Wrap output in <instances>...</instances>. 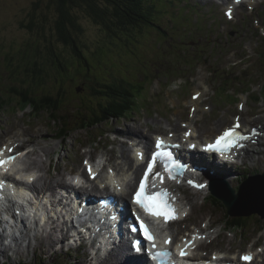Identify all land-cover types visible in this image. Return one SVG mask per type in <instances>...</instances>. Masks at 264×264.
Masks as SVG:
<instances>
[{
	"label": "rangeland",
	"instance_id": "374dc122",
	"mask_svg": "<svg viewBox=\"0 0 264 264\" xmlns=\"http://www.w3.org/2000/svg\"><path fill=\"white\" fill-rule=\"evenodd\" d=\"M56 4L57 0H0V91L5 95L1 99L5 101V105L0 108V145L14 133L27 129L20 143L24 144L32 139L30 141V149L34 150L32 157L35 156L34 158H38L37 161L42 163L39 173L49 171L47 167L51 161L48 156L53 158L49 173L51 177H61L62 175L58 173L67 172L70 168L78 166L83 167L81 165L83 157L105 154L116 147L114 138H122L113 132L123 131L124 139L127 134L128 137L134 136L128 132L129 127H138L152 137L154 133H162L157 132L159 130L168 132L173 129L183 132L182 130H185L183 123L192 121L191 124L200 132L197 122L204 119L206 123L203 122V132L214 130L216 123L220 124V127L223 121H228L235 115L233 112L236 110L234 107L236 99L231 93L235 94L234 90L243 85L248 87L251 85L250 87L254 89L251 97L247 94L240 97L241 101L246 97L248 103L243 118L247 117L245 120L248 121L264 116L262 113L264 101L254 102L252 98L264 85V53L260 57L264 51V44L262 42L260 45L257 44V41L262 39L253 22L254 17L258 15L263 21L261 25L264 23V2L257 4L254 14L248 11L249 5L246 6L247 10L245 8L239 10L237 24H240L235 26L226 23L228 18L225 7L224 9L221 7V0H153L154 6L151 8L156 10L153 16L155 23L146 26L143 32L131 39L129 35H121L122 31H119L117 36L106 33L82 8L75 7L72 11L82 28L78 38L82 50L90 60L89 68L80 67L77 58H73L72 62L70 51H66L56 39L53 27L58 14ZM30 21H33V27L29 30L27 27ZM201 26L205 29L199 28ZM221 27L226 29L218 30ZM98 50L99 54L94 55L93 53ZM184 50L188 53L187 57L181 55ZM63 51L67 52V56L61 59L67 65L61 67L54 62V54L57 52L61 54ZM189 60L195 61L192 62L195 65L189 64ZM223 77L229 80L228 85L225 83L223 86L232 87L228 91L230 97L219 94L221 91L225 92L224 88L218 87L222 85ZM252 80L254 81L251 84ZM131 82L142 87L146 84V90L142 91L141 98L137 99V109L132 117L125 120H108L88 129L80 126L81 122H88L93 113L102 116L103 110L109 105L120 103L123 96L131 92ZM12 86L20 89L19 97L20 93L29 94L30 91L36 90L40 96L43 95L42 92H48V95H55L59 100H64L63 95L66 93L64 105L66 113L71 115L72 120L80 118L83 114L76 113L79 97L89 104L93 113L89 115V119L85 117L84 120L74 121L78 124V129L73 131L64 143L63 139L54 138L59 127H56L58 123L50 121L49 112L42 111L35 115L30 111L31 108L20 107L16 98L7 97L12 91ZM196 89L206 92L204 96L206 102L204 110L192 118L186 102ZM98 90H106L107 94L98 95ZM218 95L221 98H218ZM210 101L214 102V106ZM228 102H231L232 106L227 107ZM258 107L261 108L259 111ZM262 121L264 120L257 122ZM117 144L126 146L118 141ZM82 146L87 147L82 149ZM47 150L50 155H47ZM25 156L27 161L24 160L23 164L29 166L27 164L29 158ZM112 156L117 158L121 157V154L113 152ZM245 160H255V163L250 164L248 170L241 171L244 170L245 165L242 162ZM237 165L242 167H228L235 176L229 178L227 182L235 187L244 180L240 181L242 175L264 173V152L258 156L255 154L252 158L240 159ZM38 169L37 167L36 170ZM208 193L193 194L191 201L196 202H191V215L188 217V223H185L190 228L195 226L203 228L205 223L213 222L211 212L215 214L214 219L217 216L220 218L219 228L225 227L222 221L225 218L224 210L221 206L215 208L210 201L200 204L202 202L199 201L207 198ZM187 195L192 196L190 193ZM198 215L202 217L199 221ZM260 225L263 229L252 225L242 232L243 235L236 228L232 231H223L216 245L225 248L231 244L244 246L245 242L256 236L259 231L261 233L257 239L262 236L261 240L264 242V220ZM209 228L206 225V230ZM210 231L213 233L212 237L218 232L211 228ZM208 241L211 242L208 239L205 243ZM57 243L54 247L55 253L51 255L44 253L40 255V245L35 244L29 248L23 247L21 254L8 252V255L12 256L8 263L87 264L88 258L84 257L83 249L72 250L69 253L67 247L60 248V243ZM85 251L87 254V249ZM235 251L230 250L231 253ZM76 254L79 256H75Z\"/></svg>",
	"mask_w": 264,
	"mask_h": 264
},
{
	"label": "trees",
	"instance_id": "16d2710c",
	"mask_svg": "<svg viewBox=\"0 0 264 264\" xmlns=\"http://www.w3.org/2000/svg\"><path fill=\"white\" fill-rule=\"evenodd\" d=\"M153 6V0H57L56 7L58 14L53 24L56 39L61 44V46L65 48L66 51H70V55H72V62L73 58H77L80 67L89 68L90 60L87 54L82 50V44L80 43V40L78 38V35L81 32L82 28L78 23L76 14L72 11L73 8H82L85 13L89 16V18H91L94 23L101 26L106 33L113 35L115 34L117 36L119 34V31H122L121 35H129L131 39L135 38L136 35L138 36L140 32H143L146 26L148 27L155 23L153 16L156 10L151 8ZM32 27L33 21H30L27 28L30 30ZM99 51L100 50L95 51L93 54L97 55L99 54ZM181 55L182 57H187L188 53L187 51H184ZM66 56L67 52L65 51H63V53L61 54H58L57 52L56 54H54V62L57 65H61V67H64V65L66 66L67 63H65V61L61 59V57L65 58ZM189 61V64L194 65V63L192 62L195 61ZM64 70L65 68L63 69V71ZM79 74L84 75L83 73ZM221 80H223L222 85L225 82H229V80H227V78L225 77L221 78ZM253 81L254 80L251 81V84L253 83ZM131 83V92L128 95L123 96L124 98H122L120 103H112L107 108H105L103 110L104 114L102 116L99 114H94L91 109H82V111L85 112V117H87L88 119L90 118L89 115H91V113H93V116H91L88 122H82L80 126H85L86 129L90 128L88 126H98L99 124L103 123L105 119H108L109 116H115L118 117V119H122L124 115L128 116L135 113L137 109V99L138 97L140 99L142 93L146 90V84L144 87H142V85L136 83L133 84L134 82ZM250 86L251 85H249V87L247 88L248 90L246 91L253 90V88ZM18 90L20 89L16 86H12V91L7 97L16 98V101L18 105H20V107L26 106V108H31L33 110L32 113L35 115H38V112L47 111L49 112V116L51 117V119L65 120V118L68 117L63 116L62 114L66 113L64 105L66 93L63 95L64 100H59L58 96L50 94L48 95V92H42L43 95L40 96L39 92L36 90L30 91L29 94L20 93L19 97ZM226 93V91L223 92L224 95H228V97H230V94ZM97 94L105 95L107 94V91L98 90ZM132 95L134 97H131ZM3 96L5 95L3 93H0V108H3V106L5 105V101L1 100ZM252 98L258 102L264 100V85L262 86L261 91L258 94H254ZM84 118L82 119L84 120ZM77 129V125L71 126L70 122L63 121V126L61 127V136H69L70 133ZM246 177L247 176H245V178ZM212 198L214 197L212 196ZM210 202H212V206H221L225 211L224 214L226 218L235 227L240 229V232H244L247 228L251 227L252 225H255L256 227L261 229L263 228V226L260 225L262 220L257 214H253L251 216L236 217L232 219L229 212H227L226 207H224V203L222 201L213 200ZM55 264L63 263L56 262Z\"/></svg>",
	"mask_w": 264,
	"mask_h": 264
},
{
	"label": "bare ground",
	"instance_id": "6f19581e",
	"mask_svg": "<svg viewBox=\"0 0 264 264\" xmlns=\"http://www.w3.org/2000/svg\"><path fill=\"white\" fill-rule=\"evenodd\" d=\"M263 2H264V0H221V4H222L221 7L223 9L225 7V14H226L227 17L230 16L229 13H231V15L233 17V20L237 21L238 18H239V10H243L244 8L246 9V6L249 5L250 6V9L248 11L251 12V14H254L255 10L257 9V4H260V3H263ZM243 12L245 14L247 13L246 11H243ZM253 22H254L255 26L257 27V29H258L257 30L258 35H260V38L262 39V41H259L258 40L257 41V44L260 45L261 42H262V44H264V23L261 25V23L263 22L262 19H261V17H259L258 15H256V17H254V19H253ZM263 50H264V48H263ZM263 53H264V51L260 54V57L263 55ZM194 92H195L194 98L193 99L190 98L186 102L187 103V106L189 107V115L192 118H194L199 111H203L204 110V107L203 106L205 105V102H206V99L204 98V96L206 95V92L205 91H198L196 89ZM0 93H2V92L0 91ZM217 97L218 98H221L220 95H218ZM65 100H66V97H65ZM73 100H76V98H73ZM78 100H79V104L77 106L76 113L77 112L83 113L80 118L79 117H76L75 120H72L71 115H69L67 113L66 114L64 113L63 116H68V118L70 116V119L68 121H67V118H65V120H63V119H51V117H50V119H51L50 121L51 122H54V123H58L56 127H59L58 129H56V134L54 136L55 139H63L62 140L63 142L64 141H67L70 138L71 133H70L69 136H66V137H65V135L61 136V134H62L61 127L63 126V121L64 122H70L71 123V126L78 125V124H75L74 121L78 122L82 118L85 117V112H82V109H91V107L89 106V104H87L82 97H79ZM246 103H247V98L245 97L242 100V102H241V115H243L244 112L247 110ZM65 111H67V110L65 109ZM258 111H259V109H258ZM235 115H232L233 121L235 119L234 118ZM187 116H188V113H187ZM191 123H193V122L192 121L191 122L190 121H187V122L183 123V126L185 128L184 133L186 132L187 129L192 128V131L191 132H194V134H193L194 136L192 137V139H196V138L199 137V136H197V134H199L200 132ZM88 127H92V126H88ZM86 129H88V128H86ZM262 131H263V133H262L261 136H255L253 139H251L252 141H251L249 147L246 150H244V154L246 156L254 157L255 154L258 156V155H260V154H262L264 152V126L262 128ZM26 132H27V129H25L24 131L23 130H20L17 133H14L12 136L8 137V140L6 142H4V143L6 145H8V148H10L11 146H15L16 145L17 146V149H19L20 146H21L20 141H22V138L25 137ZM128 132L130 134L134 135V137H145V139H147L146 140V143L147 144H150L148 134L142 132L138 127H129L128 128ZM169 132L183 133V132L173 131V129H170L167 134H169ZM161 134L162 133H154L152 137H157L158 135H161ZM180 138L182 139V136H180ZM94 140H95V142H97L96 139H94ZM253 140H255L254 143H253ZM117 141L119 143L126 144V146L125 145L124 146L123 145L120 146L119 144H117ZM114 144L116 145V147L113 148L112 150H110L109 152L103 154V156H102V153H101L99 155H94V156L93 155H90V156L83 157L82 158V161H81V165H83V168H85V161H86V159H88V158H98V159H100V162L95 166V171L101 170L100 172L104 173V175L107 176V175L111 174V172L113 171V168H115L118 171L124 170L125 169V166L127 164L133 162L134 156L130 152L131 149L129 147V144H128L127 140L120 139V138H114ZM86 147L87 146H82V149H85ZM19 151H21V149H19L16 152H19ZM33 152H34V150H32V149H30V150H26L25 149L24 152H23V154H27L28 153L26 155L27 157L26 156L25 157L26 158H29L28 159V163L26 162L29 165L26 168V170L28 172H30V173L37 172L36 178L32 174H26L25 176H22V178H24V180H22V181L26 185H30L31 188H32V190H34L36 192H39V193H44L45 192V193H48L52 197H57V198H55V201L56 202L57 201L58 202H65V196L63 195V193L59 192V188H61L62 186H65L67 184V182H66V175L64 173H58V175H62V176L61 177H51L49 175V173L51 172V166H48L47 167V169L49 171L46 170L45 173H43V172L42 173H39V171L42 169V163L40 161H37L38 158H34L35 156L32 157ZM113 152H120L122 159H120L119 156L117 158L116 157L114 158L112 156V153ZM47 155H50V153L48 152V150H47ZM240 158H241V156H240ZM48 159L51 161V157L50 156H48ZM25 161H27V160H25ZM205 165H208V164H205ZM107 166H109V167H107ZM37 167L39 168L38 170H36ZM207 167H208V169L201 171L205 175L211 174V172H210V170H211L210 166H207ZM224 170L227 172V174L230 173V171L227 168L224 169ZM212 175L219 176L220 173L218 171H216ZM121 176L124 177V178H130V176L133 177V174L130 171V172H127V173H125L124 175H121ZM30 177L32 179H29ZM102 177L103 176L100 175L97 180H99ZM109 177H110V175H109ZM132 177H131V179H132ZM207 187H208V185H206L203 188V190L206 189ZM179 188H180V192H178V193L180 195V200H181V203L182 204L179 205L180 206L179 207L180 208L179 209V216L174 221L175 222H178V224L181 225L182 223H184L185 218L187 217V221H188V217L191 215V213H189V214H187V213H188V210L190 209V204L192 202L191 201V198H193V196L195 195V193H194V195L192 194V196H189V195H187L184 192V190H183L182 187H179ZM167 189L169 191H174V185H173L172 182L167 184ZM203 190H198L196 193H201L202 192V193H205L206 194L207 192L210 191V189L209 190H205V191H203ZM98 191H100L98 189V184L97 183H94L92 189L90 190V193L93 194V193H96ZM174 195L176 196L175 193H174ZM126 200H127V194L121 195L120 202L125 203ZM7 205H8L7 203L4 204L5 207ZM123 206H124V209H125V205H123ZM213 207L216 208V206H213ZM224 207H226L227 212H229V208L225 204V202H224ZM224 213H225V211L223 212V214ZM211 214H212V217H213V222H211V223L209 222L211 228L212 229H219L220 226L218 224H219V219L220 218L217 216L216 219H214L215 218L214 217L215 214L213 212H211ZM231 216L233 218L235 217L233 215H231ZM222 221L225 224V227L224 228L226 229L227 224L225 223L224 220H222ZM195 231H197V230H195ZM195 231H191V229L188 228L186 232H187V235L191 238L192 237L191 234L193 232H195ZM170 232H171V234L173 236L175 235L172 232L171 228H170ZM200 232H202V231H200ZM240 234L243 235L242 232H240ZM184 236H186V234ZM35 237H36V241H37L36 244H35V246L40 245L39 246V248H40V255H42L41 253H44L45 255H51V254H54L55 253L54 247L56 246V244H58L57 242L61 243V242L67 241V240L70 239L71 236H70L69 230L66 229V222H63V223H60L58 225H54L53 228L51 229V231H49V232H45V233H40V232L39 233H35ZM232 237H234V236H232ZM177 238H178V236H177ZM17 242H18V244H17V246H18V254H21L20 253V251H21V245H23L24 240H22L21 238H17ZM30 246H32V245H30ZM124 247L125 246H123L122 248H124ZM122 248L121 249L119 248V249H117L116 252L109 254V256L106 259L99 261L98 264H103V263L104 264H112V263L113 264H116V259L118 261L119 260V257H120L119 254H122L123 253ZM1 251H2L3 254H7V248L6 247H3ZM42 260H44V258H42Z\"/></svg>",
	"mask_w": 264,
	"mask_h": 264
},
{
	"label": "water",
	"instance_id": "95a60500",
	"mask_svg": "<svg viewBox=\"0 0 264 264\" xmlns=\"http://www.w3.org/2000/svg\"><path fill=\"white\" fill-rule=\"evenodd\" d=\"M212 193L225 202L229 214L235 217L258 214L264 220V173L247 178L238 190L224 180L211 184Z\"/></svg>",
	"mask_w": 264,
	"mask_h": 264
},
{
	"label": "snow or ice",
	"instance_id": "6c2138e0",
	"mask_svg": "<svg viewBox=\"0 0 264 264\" xmlns=\"http://www.w3.org/2000/svg\"><path fill=\"white\" fill-rule=\"evenodd\" d=\"M229 15H231V13H229ZM236 127H239V123L237 122ZM225 137H236V139L231 140L226 146L231 148V147H243L244 145L240 143V139H243L242 134L237 133L235 131V129H230L228 132L224 133V136L220 137L219 139H217L216 143L214 145L210 144L208 145V148L212 149V148H219L221 147V142L225 140ZM162 145L160 143H157L156 147L159 148ZM159 155H170V154H159ZM15 159L14 156H8L7 159H0V166H3L4 164H6L8 161ZM152 160H155V155L151 156ZM87 163V162H86ZM89 171H91V167H89ZM148 171L151 172L152 171V166L151 164L148 165ZM29 179H32L31 177ZM76 183H78L79 181H75ZM198 187H204V185H197ZM162 195H166V193H162ZM136 197H137V203L142 204L146 209H148L149 211H153L156 212L157 214L159 213L158 207L155 203H153V198L149 197L145 191H144V184L141 183L140 184V191H138L136 193ZM165 207L167 208L168 205L165 204ZM166 215V217L168 219H172L174 218L171 214H169L168 212L164 213ZM144 234L148 237V239H153L151 233L149 232V230L147 229V227H144ZM153 247H155V245H153ZM157 256H166L169 255V253L167 252H161V253H156ZM181 256H186L187 252L186 251H181L180 253ZM241 259L245 260V261H251L252 260V256L251 254H246L243 257H241Z\"/></svg>",
	"mask_w": 264,
	"mask_h": 264
}]
</instances>
